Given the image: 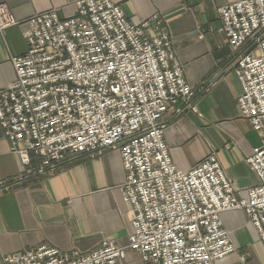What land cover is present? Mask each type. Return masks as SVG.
Listing matches in <instances>:
<instances>
[{
    "label": "built area",
    "instance_id": "obj_1",
    "mask_svg": "<svg viewBox=\"0 0 264 264\" xmlns=\"http://www.w3.org/2000/svg\"><path fill=\"white\" fill-rule=\"evenodd\" d=\"M76 8L69 18L51 9L26 21L27 50L12 58L16 78L0 90V127L31 172L119 151L133 231L127 246L105 238L81 254L43 243L0 255V264H117L128 248L147 264H218L236 250L221 217L234 210L244 211L264 247V0L218 8L229 45L245 47L234 67L240 115L263 135L246 158L258 182L244 192L214 153L188 171L171 158L164 115L194 91L160 16L134 24L111 0H77ZM19 23L0 4V32Z\"/></svg>",
    "mask_w": 264,
    "mask_h": 264
},
{
    "label": "crops",
    "instance_id": "obj_2",
    "mask_svg": "<svg viewBox=\"0 0 264 264\" xmlns=\"http://www.w3.org/2000/svg\"><path fill=\"white\" fill-rule=\"evenodd\" d=\"M111 1L134 24L160 16L193 88L189 102L164 115V138L177 168L188 171L214 153L235 189L244 192L256 185L246 158L260 144L250 121L240 115L238 98L243 90L234 70L245 47L233 49L219 30L218 8L236 0ZM76 2L0 0L20 21L0 32V90L16 78L12 58L27 50L26 21L51 9L69 18L76 14ZM11 147L0 127V255L43 243L85 254L105 238L128 245L134 214L124 200L126 172L119 151L71 156L55 171L31 172ZM221 217L236 250L218 264H264L263 244L244 211L224 212ZM117 264L147 263L128 248Z\"/></svg>",
    "mask_w": 264,
    "mask_h": 264
},
{
    "label": "rangeland",
    "instance_id": "obj_3",
    "mask_svg": "<svg viewBox=\"0 0 264 264\" xmlns=\"http://www.w3.org/2000/svg\"><path fill=\"white\" fill-rule=\"evenodd\" d=\"M256 140H257V144H261L262 143V139H263V135L259 132V131H256Z\"/></svg>",
    "mask_w": 264,
    "mask_h": 264
}]
</instances>
